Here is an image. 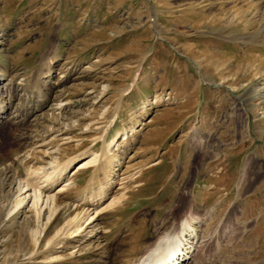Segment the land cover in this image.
<instances>
[{"label": "rangeland", "instance_id": "1", "mask_svg": "<svg viewBox=\"0 0 264 264\" xmlns=\"http://www.w3.org/2000/svg\"><path fill=\"white\" fill-rule=\"evenodd\" d=\"M0 75V264H130L196 216L183 264H264V0H0ZM105 147L93 221L63 235L32 189L6 215L16 155L70 158L47 193L88 196L78 163Z\"/></svg>", "mask_w": 264, "mask_h": 264}, {"label": "bare ground", "instance_id": "2", "mask_svg": "<svg viewBox=\"0 0 264 264\" xmlns=\"http://www.w3.org/2000/svg\"><path fill=\"white\" fill-rule=\"evenodd\" d=\"M41 61L45 62V73H50L51 67L49 66L52 62L51 57L46 56ZM39 68H41L40 65ZM41 69H38L36 71L35 77L33 78L34 81L37 80V76H39L40 74L43 75ZM2 79L3 77L2 75H0V82L2 81ZM11 83H13V81L12 79H9L6 89L8 88L9 90L13 88L11 87ZM34 86H36L37 88L38 85L36 84ZM45 97V94L42 93L40 88H38L36 98L37 101H39L40 103V101L46 99ZM2 102L3 100H0V103ZM31 148L32 151L36 149V147ZM31 148L25 151V153L20 156L16 154V156L14 155L16 157L14 158V160H18L21 163H26L27 166L25 165V175L19 176L20 180H22V185L17 186L16 193L14 195L15 197L12 199L11 204L6 209V215L17 209V207H19L20 204L25 200V196H20L21 193H25L29 191V189H32V191L34 192L32 209L37 221H39L41 217V203L42 197L44 195L46 196V200L49 199L50 202H52L54 210L58 209V211H70V214L65 220L64 224H62L58 228V231H63V235L73 227H75V229H77V227L79 228V222L82 218H84V216H88L90 218L89 223L93 221L95 218L89 215V207H86V204L89 205V203L93 204L95 201L98 202L99 199L103 197L104 191L110 183L111 177L114 173V165L115 162H117L115 158L110 157L111 153L109 152L111 149L105 147L102 153L93 151L92 155L89 158H85L78 163L79 168L93 165V170L91 171L90 177L84 185V187H88L91 190L90 194H88L87 196L84 194V191H82L84 187L81 190L83 193L76 192L74 195H69L66 193L65 189H67L69 183L73 181L71 180V177H68L66 179L69 180L66 184L60 185V188L55 195H49L47 191H49L54 184L62 179V177L66 173V168L68 167L69 163H71V159L67 158L64 161H59L57 158L50 157L49 161L47 162L50 164V166L45 169V164L42 160L41 163L43 164L34 165L32 163V161L35 159L31 157ZM41 152H43L42 156L49 155V153L47 154L46 150H43ZM10 166V164H6L3 173L5 172V174H7L8 172H10ZM11 173L12 171L10 172V174ZM94 185L95 189H93ZM36 192H38V194H36ZM97 196H99L98 200L96 199ZM195 218L197 219L198 217L196 216ZM196 219H194L193 221L184 220V222H182L181 224L179 223L180 227L172 235L160 236L159 238L148 244L142 251H139L136 256L131 259L130 264H183V261L187 257H189V251H192L191 248L193 242L195 241L194 239L196 233L194 232V222L196 221ZM94 230L95 229L87 230L84 234L93 235V237H95L96 233L90 234ZM77 234L78 233L76 232L73 235ZM47 238H45V240H47ZM38 240L41 241L42 239L37 237L36 241L38 242ZM50 241L53 240H47L45 243L48 244V242ZM58 243L59 242H54L53 244L55 245Z\"/></svg>", "mask_w": 264, "mask_h": 264}]
</instances>
